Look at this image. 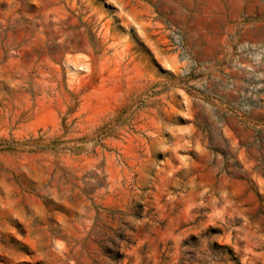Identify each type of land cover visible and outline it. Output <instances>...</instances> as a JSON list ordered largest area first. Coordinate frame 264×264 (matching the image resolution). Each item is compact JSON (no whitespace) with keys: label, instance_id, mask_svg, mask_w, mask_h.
<instances>
[{"label":"rangeland","instance_id":"1","mask_svg":"<svg viewBox=\"0 0 264 264\" xmlns=\"http://www.w3.org/2000/svg\"><path fill=\"white\" fill-rule=\"evenodd\" d=\"M264 0H0V264H264Z\"/></svg>","mask_w":264,"mask_h":264},{"label":"crops","instance_id":"2","mask_svg":"<svg viewBox=\"0 0 264 264\" xmlns=\"http://www.w3.org/2000/svg\"><path fill=\"white\" fill-rule=\"evenodd\" d=\"M262 74H263V76H264V72H263Z\"/></svg>","mask_w":264,"mask_h":264}]
</instances>
